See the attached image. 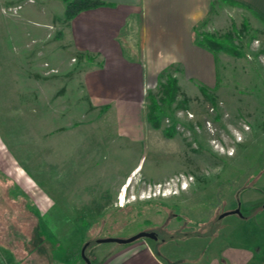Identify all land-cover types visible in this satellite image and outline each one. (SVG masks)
Listing matches in <instances>:
<instances>
[{"label": "rangeland", "instance_id": "374dc122", "mask_svg": "<svg viewBox=\"0 0 264 264\" xmlns=\"http://www.w3.org/2000/svg\"><path fill=\"white\" fill-rule=\"evenodd\" d=\"M20 7L0 0V264H86V245L89 264L139 261L146 247L164 264H204L231 230L229 245L252 249L253 226L264 242L263 23L236 10L202 34L232 50L214 54V77L172 67L139 107L112 108L86 92L94 62L63 45L64 14L44 35ZM238 208L237 229L222 216ZM140 232L157 240L96 242Z\"/></svg>", "mask_w": 264, "mask_h": 264}, {"label": "crops", "instance_id": "0c3cea01", "mask_svg": "<svg viewBox=\"0 0 264 264\" xmlns=\"http://www.w3.org/2000/svg\"><path fill=\"white\" fill-rule=\"evenodd\" d=\"M29 1L32 2L3 0V3L18 2L22 6L21 14L25 15L21 21L27 20L30 29L45 35L48 27L56 26L53 23L56 16L52 13L59 10L58 14L63 15L65 3L63 0ZM99 1L104 6L83 11L66 22L62 43L83 59L94 62L82 74L83 85L93 101L101 99L112 108L139 107L144 87L154 85L161 73L172 67L175 76H183L185 70L190 72L188 78L214 77V54L198 47L197 42L203 31L227 30L236 10H245L264 24V0ZM132 33L137 34V41L131 40ZM261 208L264 211V205ZM222 218L230 219L229 223L237 229L245 220L241 213L230 212ZM257 227L253 226L249 234L252 249L237 243L229 245L234 237L231 230L223 240L226 242L223 249L211 250L218 255L204 264H264V242ZM236 238L244 237L237 235ZM144 251L139 261L129 257L127 262L114 264H164L147 247ZM137 252L133 249L130 253Z\"/></svg>", "mask_w": 264, "mask_h": 264}, {"label": "trees", "instance_id": "16d2710c", "mask_svg": "<svg viewBox=\"0 0 264 264\" xmlns=\"http://www.w3.org/2000/svg\"><path fill=\"white\" fill-rule=\"evenodd\" d=\"M66 3V8L64 12V20L69 22L73 20L79 13L87 10L97 9L101 6H104V3L99 0H64ZM197 46L205 49L207 51L212 52L213 54L218 53L219 51H224L226 53H232L228 44L224 41L218 40L215 37H209L207 35H201L197 42ZM176 83L175 80L168 81L167 86L164 88L168 90L166 91V95L169 98V95L172 98L173 93L175 92ZM155 108L152 109V111ZM148 122L151 124L153 128H158V118L153 116V114L148 115ZM87 244V243H86Z\"/></svg>", "mask_w": 264, "mask_h": 264}, {"label": "water", "instance_id": "95a60500", "mask_svg": "<svg viewBox=\"0 0 264 264\" xmlns=\"http://www.w3.org/2000/svg\"><path fill=\"white\" fill-rule=\"evenodd\" d=\"M230 214H238L240 215V212L239 210H235L233 212H230ZM228 215V213L224 214L222 217ZM141 238H148V239H151V240H157V237L155 235V233H145V232H140L128 239H117V238H105V239H98L96 240V242L98 244H107V243H115V244H119V245H127V244H130V243H133ZM85 247L84 246L81 250V256H82V259L83 261L86 263V264H89V261L85 258L84 256V250H85Z\"/></svg>", "mask_w": 264, "mask_h": 264}]
</instances>
